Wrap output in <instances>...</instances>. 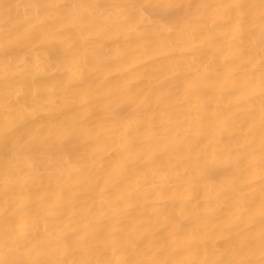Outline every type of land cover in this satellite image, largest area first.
<instances>
[{"label":"bare ground","instance_id":"1","mask_svg":"<svg viewBox=\"0 0 264 264\" xmlns=\"http://www.w3.org/2000/svg\"><path fill=\"white\" fill-rule=\"evenodd\" d=\"M0 264H264V0H0Z\"/></svg>","mask_w":264,"mask_h":264}]
</instances>
